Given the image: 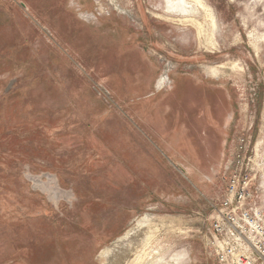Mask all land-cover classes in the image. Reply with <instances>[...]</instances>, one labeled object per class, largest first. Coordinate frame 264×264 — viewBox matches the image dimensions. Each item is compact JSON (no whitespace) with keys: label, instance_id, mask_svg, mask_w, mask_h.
Segmentation results:
<instances>
[{"label":"rangeland","instance_id":"374dc122","mask_svg":"<svg viewBox=\"0 0 264 264\" xmlns=\"http://www.w3.org/2000/svg\"><path fill=\"white\" fill-rule=\"evenodd\" d=\"M202 1L0 0V264H126L135 228L127 264H216L238 154L264 200V0Z\"/></svg>","mask_w":264,"mask_h":264},{"label":"built area","instance_id":"2783aa9c","mask_svg":"<svg viewBox=\"0 0 264 264\" xmlns=\"http://www.w3.org/2000/svg\"><path fill=\"white\" fill-rule=\"evenodd\" d=\"M236 159L239 167L230 170L224 193L212 210L208 249L216 264H264L261 185L243 170L239 154Z\"/></svg>","mask_w":264,"mask_h":264},{"label":"bare ground","instance_id":"6f19581e","mask_svg":"<svg viewBox=\"0 0 264 264\" xmlns=\"http://www.w3.org/2000/svg\"><path fill=\"white\" fill-rule=\"evenodd\" d=\"M164 1L166 4V6H165L166 12L169 13L168 17L171 20H175L172 17V16H175L176 20H178L182 23L187 22V21L188 22L189 21L197 22L194 16L199 14L201 9L205 8L202 0H164ZM210 19H211V25L213 27H215L216 24H215V21L211 15H210ZM198 27L202 30V28L199 24H198ZM135 232H136V228L132 229V230H128L125 233V235L116 239L112 243L111 246L103 249L101 254L106 259L107 258L109 259L110 257H114L118 261L120 258H122L124 260V262H126V264L128 262H131V261L132 262H134L136 260L138 261V259H140V256L143 252V246H146L147 243L145 241V238L135 239V237H136ZM125 250H127V251L125 252Z\"/></svg>","mask_w":264,"mask_h":264}]
</instances>
